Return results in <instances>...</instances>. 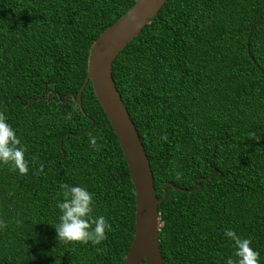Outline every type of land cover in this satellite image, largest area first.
<instances>
[{
  "label": "trees",
  "instance_id": "1",
  "mask_svg": "<svg viewBox=\"0 0 264 264\" xmlns=\"http://www.w3.org/2000/svg\"><path fill=\"white\" fill-rule=\"evenodd\" d=\"M134 1L0 0V113L29 161L27 174L0 165V264H122L133 184L90 82L81 106L73 96L90 45ZM262 15L264 0H166L112 61L157 197L164 182L192 188L200 178L192 191L168 185L157 206L164 264L235 260L226 228L264 264ZM60 182L94 194L93 216L111 225L100 244L57 240Z\"/></svg>",
  "mask_w": 264,
  "mask_h": 264
},
{
  "label": "water",
  "instance_id": "2",
  "mask_svg": "<svg viewBox=\"0 0 264 264\" xmlns=\"http://www.w3.org/2000/svg\"><path fill=\"white\" fill-rule=\"evenodd\" d=\"M165 1L135 0L123 15L94 39L87 55L86 75L77 95L73 96L75 103L81 106L82 90L87 82H90L98 103L116 136L133 184L134 232L122 264H140L143 260L146 264H164L158 239L160 217L157 206L165 196L168 185L182 191H192L200 187L197 183V179L200 178L193 180L195 187L192 188H182L171 182H164L162 194L157 197L144 146L111 74V64L115 56L145 24L151 22L154 14ZM262 19L264 15L255 23ZM252 26L253 23L250 27ZM215 172L217 170L212 173Z\"/></svg>",
  "mask_w": 264,
  "mask_h": 264
},
{
  "label": "clouds",
  "instance_id": "3",
  "mask_svg": "<svg viewBox=\"0 0 264 264\" xmlns=\"http://www.w3.org/2000/svg\"><path fill=\"white\" fill-rule=\"evenodd\" d=\"M89 145L97 146V137L89 136ZM26 146L21 142L16 129L0 113V165H10L20 174H27L29 161L25 158ZM59 209L57 223L53 226L57 240L64 242L100 244L106 239L111 225L103 215L93 216L94 194L80 184L60 182L58 185ZM6 221L0 220V230L6 227ZM224 236L234 245L235 260L231 256L226 264H260L259 252L255 250L247 237L238 235L233 229L226 228Z\"/></svg>",
  "mask_w": 264,
  "mask_h": 264
}]
</instances>
